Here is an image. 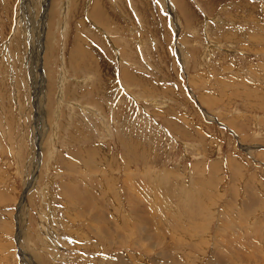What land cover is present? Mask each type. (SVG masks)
Returning <instances> with one entry per match:
<instances>
[{"label":"rangeland","instance_id":"rangeland-1","mask_svg":"<svg viewBox=\"0 0 264 264\" xmlns=\"http://www.w3.org/2000/svg\"><path fill=\"white\" fill-rule=\"evenodd\" d=\"M0 49V264H264V0H0Z\"/></svg>","mask_w":264,"mask_h":264},{"label":"bare ground","instance_id":"bare-ground-1","mask_svg":"<svg viewBox=\"0 0 264 264\" xmlns=\"http://www.w3.org/2000/svg\"><path fill=\"white\" fill-rule=\"evenodd\" d=\"M81 49V48H80ZM1 50V49H0ZM257 76V75H256ZM38 165V164H37ZM163 185V184H162ZM154 186V188H156V190L158 189H160L161 190V186H159V185H153ZM151 188L152 189H154L152 186H151ZM157 190V191H158ZM73 192H76V190H74ZM160 192V191H159ZM164 193V192H163ZM155 194H156V196L159 194V193H157L156 191H155ZM82 194L81 193H78L77 195H76V199L77 200H81V202L85 205V206H90L91 204H90V202H89V199H91L90 197V194L89 193H83V195L85 196V198H83L82 196H81ZM188 195H189V197H190V195L191 194H189L188 193ZM188 195H186V196H188ZM164 197V196H163ZM188 197V198H189ZM206 197V196H205ZM157 198H158V196H157ZM165 198V197H164ZM184 199V198H183ZM158 200H159V198H158ZM158 202V201H157ZM159 204V203H158ZM197 206V205H196ZM161 207V206H160ZM199 209V208H198ZM195 214V213H194ZM257 225V224H256ZM258 226H256L255 228H257ZM261 227V226H260ZM259 229V228H258ZM101 231H103L102 233H103V235H109V233H108V231H106L105 229H102ZM259 231V230H258ZM143 233H144V231H143ZM264 233V232H263ZM146 238H148V237H146ZM254 246H256V245H254ZM257 247V246H256ZM142 248H143V246H142ZM148 251H150V250H148L147 249V252ZM190 261V260H189ZM133 262V261H132ZM173 263V262H172ZM169 264V263H168Z\"/></svg>","mask_w":264,"mask_h":264},{"label":"crops","instance_id":"crops-1","mask_svg":"<svg viewBox=\"0 0 264 264\" xmlns=\"http://www.w3.org/2000/svg\"><path fill=\"white\" fill-rule=\"evenodd\" d=\"M182 5H183V7H185L184 4H182ZM227 14H230V12L227 13ZM206 24H208V23H206ZM227 26H228V25H227L226 22H225L224 25H223V27H222V29L225 30V31H227V30H231V28H230V27H227ZM233 28H234V27H233ZM220 32H222V31H220ZM227 36H228V34H224V35H223V39L226 38Z\"/></svg>","mask_w":264,"mask_h":264}]
</instances>
